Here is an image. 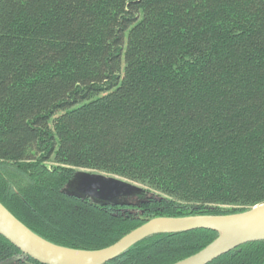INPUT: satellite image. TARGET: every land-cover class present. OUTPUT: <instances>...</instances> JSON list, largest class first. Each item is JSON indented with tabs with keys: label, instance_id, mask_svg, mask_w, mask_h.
Returning a JSON list of instances; mask_svg holds the SVG:
<instances>
[{
	"label": "trees",
	"instance_id": "obj_1",
	"mask_svg": "<svg viewBox=\"0 0 264 264\" xmlns=\"http://www.w3.org/2000/svg\"><path fill=\"white\" fill-rule=\"evenodd\" d=\"M78 170L161 195L79 198ZM0 203L82 251L263 204L264 0H0ZM216 237L154 235L108 264H174ZM17 253L0 236V261ZM208 264H264V241Z\"/></svg>",
	"mask_w": 264,
	"mask_h": 264
},
{
	"label": "water",
	"instance_id": "obj_2",
	"mask_svg": "<svg viewBox=\"0 0 264 264\" xmlns=\"http://www.w3.org/2000/svg\"><path fill=\"white\" fill-rule=\"evenodd\" d=\"M66 191L96 203L136 200L145 195L135 185L90 172H76L67 184ZM257 206L231 215L153 218L107 248L82 251L60 247L42 239L20 223L0 203V236L21 254L39 264H108L148 237L204 230L216 233V239L198 253L174 264H208L242 245L264 241V218L254 227L244 229L240 226L253 214L264 213V203Z\"/></svg>",
	"mask_w": 264,
	"mask_h": 264
},
{
	"label": "flooded vegetation",
	"instance_id": "obj_3",
	"mask_svg": "<svg viewBox=\"0 0 264 264\" xmlns=\"http://www.w3.org/2000/svg\"><path fill=\"white\" fill-rule=\"evenodd\" d=\"M0 264H39L32 259L24 256L21 253L13 254L5 260L0 261Z\"/></svg>",
	"mask_w": 264,
	"mask_h": 264
},
{
	"label": "bare ground",
	"instance_id": "obj_4",
	"mask_svg": "<svg viewBox=\"0 0 264 264\" xmlns=\"http://www.w3.org/2000/svg\"><path fill=\"white\" fill-rule=\"evenodd\" d=\"M263 218H264V213H260V212L255 213L252 216H250L248 219H246L244 222H242L240 226L244 229L254 227L258 223H260L263 220Z\"/></svg>",
	"mask_w": 264,
	"mask_h": 264
},
{
	"label": "rangeland",
	"instance_id": "obj_5",
	"mask_svg": "<svg viewBox=\"0 0 264 264\" xmlns=\"http://www.w3.org/2000/svg\"><path fill=\"white\" fill-rule=\"evenodd\" d=\"M123 65H124V64H123ZM77 172H90V173H94V172L87 171V170H78ZM103 175H104V174H103ZM105 176H107V177H112V178H114V179L121 180V181L127 182V183H129V184L135 185V186L141 188L144 192H145V191H148L149 194H150L151 196L159 197V196L161 195V194H159L158 192L156 193L153 189L148 188L146 185H140V184H137V183H134V182H130V181L124 180V179L119 178V177H116V176H108V175H105ZM136 200H137V199H136Z\"/></svg>",
	"mask_w": 264,
	"mask_h": 264
}]
</instances>
